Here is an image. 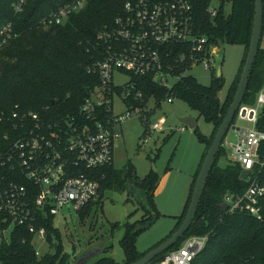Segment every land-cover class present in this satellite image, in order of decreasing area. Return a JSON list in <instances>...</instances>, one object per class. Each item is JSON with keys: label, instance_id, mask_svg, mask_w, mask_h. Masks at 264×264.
Returning a JSON list of instances; mask_svg holds the SVG:
<instances>
[{"label": "trees", "instance_id": "obj_1", "mask_svg": "<svg viewBox=\"0 0 264 264\" xmlns=\"http://www.w3.org/2000/svg\"><path fill=\"white\" fill-rule=\"evenodd\" d=\"M72 1L25 0L22 10L16 12L14 4L17 0H0V28L10 23L16 32V36L0 48V147L5 144L3 133L11 130L7 116L16 110L14 106L19 110L37 112L40 116L78 114L84 99L100 86L97 75L87 72V67L100 58L96 35L98 31L112 25L126 0H88L81 9L70 13L64 23H44L51 11ZM212 1L189 0L193 11L194 33L205 36L208 45L226 43L244 47L237 74L223 100L218 97L223 83L222 74L217 77L212 73L209 85H202L193 76L184 73L183 66H178L176 73L180 78L170 88L159 84L152 76L128 74L135 90L142 95L140 98L125 100L126 108L144 107L150 99L156 107L163 100L177 98L183 100L213 127L208 136L197 132L198 141L204 148L174 229L184 217L201 162L232 101L251 35L254 0H215V4L211 5ZM262 4L264 9V0ZM210 5L215 9V15H210ZM263 30L264 19L262 32ZM181 48V44L171 45L169 63L177 65L175 59ZM263 84L264 48L259 45L242 104L253 105ZM122 89L123 86L111 83L104 94H119ZM153 110L154 108L148 111L146 116ZM261 113L264 115V107ZM261 123L264 125V120ZM261 123H257L260 128ZM147 128L148 125L144 122V135L149 132ZM196 128L193 130L196 131ZM223 154L224 149L220 147L207 177L195 218L187 232L148 264H156L165 253L178 248L191 235L207 236L204 247L196 254L192 264H264V197L261 199V219H255L244 212L228 214L220 209L223 194L240 193L248 185V181L239 177L241 168L237 163L229 160L225 166L217 165L218 157ZM94 177L99 183L98 197L78 212L80 222L88 218L104 192L109 189L126 191L129 197L127 199L134 200L143 214L139 219H128L123 224L119 239L123 255L121 261L100 256L90 264H130L151 249L139 252L135 241L137 235L160 216L154 202L160 176L151 168L140 178L134 165L127 162L121 169L115 168L114 164L102 167L95 171ZM258 181L264 185V167ZM41 225L45 230V242L48 248H52V252L45 251L37 256L32 244L34 234L25 227H16L7 242L0 240V264H70V253L63 250L61 235L53 224L52 216L45 218ZM117 226V222L112 223L111 232ZM90 242L91 240L88 243ZM110 248L111 245L107 244L103 251Z\"/></svg>", "mask_w": 264, "mask_h": 264}, {"label": "built area", "instance_id": "obj_2", "mask_svg": "<svg viewBox=\"0 0 264 264\" xmlns=\"http://www.w3.org/2000/svg\"><path fill=\"white\" fill-rule=\"evenodd\" d=\"M87 1L73 0L58 7L46 16L44 23H64L70 13L81 9ZM24 3L25 0H17L15 11L20 12ZM208 11L215 15L212 6ZM193 27L189 0H126L112 25L96 35L100 58L87 67V72L97 75L100 86L84 99L78 114L40 116L14 106L16 110L7 116L11 130L3 133L5 144L0 147V234L9 231L8 237L0 240L7 242L14 228L25 227L34 234L33 239L39 236L45 241L41 225L45 218L52 216L54 224V217L62 208L78 216L81 209L96 200L99 183L94 174L113 164V146L122 137L121 123L129 117H144L153 109L147 103L144 107L126 108L123 113L113 112L114 98L125 106L128 98L142 95L135 90L128 74L152 76L170 88L173 83L169 80L180 78L176 73L178 66H183L185 73L202 63L203 69L215 73L217 46L208 45L207 38L195 34ZM15 36L12 24L3 25L0 48ZM173 44L183 45L175 59L177 65L168 62ZM116 73L126 75V83L115 84ZM111 83L123 89L119 94L106 90V96L105 89ZM263 107L264 84L255 103L241 104L234 116L248 120L252 126L233 127L237 141L229 144L230 160L241 170H249V174L245 179L248 185L242 192L223 194L221 203L226 205L228 214L244 212L255 219L262 217L264 185L258 177L264 167ZM259 122L262 128L257 126ZM147 129L163 132L164 126L154 121ZM180 131H184L183 126ZM225 144L222 140L221 147ZM206 240V235L188 236L156 264H192ZM35 254L41 255L37 249Z\"/></svg>", "mask_w": 264, "mask_h": 264}, {"label": "rangeland", "instance_id": "obj_3", "mask_svg": "<svg viewBox=\"0 0 264 264\" xmlns=\"http://www.w3.org/2000/svg\"><path fill=\"white\" fill-rule=\"evenodd\" d=\"M215 0L211 5L215 4ZM210 5V7H211ZM264 48V30L259 43ZM244 54V47L240 44H225L222 50V63L220 73L223 83L218 92V97L223 100L228 87L237 74L239 64ZM216 71V67L214 72ZM200 84L209 85L212 71L203 69L202 63L194 65L188 72ZM127 81L124 74H114L113 82L123 85ZM174 83V79L169 80ZM152 99L148 102V108H154ZM126 107L116 97L114 98L113 112L123 113ZM191 116L197 119L196 131L183 125L178 118ZM151 124L158 121L163 124L164 131H151L150 135H144V122ZM184 131H180V127ZM252 124L248 120L234 118L232 125L226 131L222 146L224 154L217 159V165L225 166L231 157L229 144L237 141V133L233 127L247 128ZM211 123L197 112L190 109L181 99L172 98L171 102L163 100L152 112L143 119L139 116L129 117L120 125L122 137L115 141L113 146V164L115 168L121 169L127 162H131L137 175L141 178L149 171L155 170L159 176V184L154 194V202L160 216L136 237L135 245L139 252L157 245L174 229L177 217L181 214L189 194L192 177L196 173L203 152V145L198 141L197 132L210 135ZM169 167L167 170L166 168ZM128 193L109 189L106 190L96 208L91 212L89 219L80 222L74 212H67L62 208L54 217V225L59 229L63 250L70 253V264L81 256L94 242L109 237L108 245L111 248L104 252L101 250L96 257L83 264H90L100 256H109L116 261L123 258L119 245V239L123 232V224L137 220L143 214L139 205L127 199ZM136 211V212H134ZM134 212L132 216L130 213ZM117 222L118 226L111 232V224ZM0 234L1 238H7L9 231ZM91 240L90 243H88ZM1 242V241H0ZM33 246L40 253L52 252L39 236L33 239Z\"/></svg>", "mask_w": 264, "mask_h": 264}, {"label": "water", "instance_id": "obj_4", "mask_svg": "<svg viewBox=\"0 0 264 264\" xmlns=\"http://www.w3.org/2000/svg\"><path fill=\"white\" fill-rule=\"evenodd\" d=\"M263 19H264V9H263L262 0H254L251 35H250L246 57L239 76V80L232 101L230 102L221 123L216 129L213 139L201 162L196 180L194 182L192 193L189 199L187 210L184 214L183 219L178 224V226L169 234V236H167L159 244L148 250L139 259H137L136 261L130 264H148L150 260L153 259L155 256L167 251L171 246H173L179 239L183 237V235L189 229L193 219L195 218L197 207L202 197L207 177L209 175L211 168L214 165L215 157L217 155L219 148L221 147V142L226 134V131L232 125V121L234 119L236 111L238 110L239 106L242 104L243 97L247 90L252 66L261 39ZM225 44L226 43H218L217 47L215 48V53H214L215 67H216L215 74L217 77L221 75L220 64L222 63V50ZM178 121L181 122L183 125L189 127L190 129L196 128L198 124L197 119L191 116L180 117L178 118ZM248 174H249V170L243 169L241 170L239 177L242 179H246L248 177ZM219 207L222 211L226 209V205L224 203H220ZM108 240L109 237H106L94 242L93 245H91L81 256L76 258L73 264H83L88 260H91L92 258L96 257L97 254L107 246Z\"/></svg>", "mask_w": 264, "mask_h": 264}, {"label": "flooded vegetation", "instance_id": "obj_5", "mask_svg": "<svg viewBox=\"0 0 264 264\" xmlns=\"http://www.w3.org/2000/svg\"><path fill=\"white\" fill-rule=\"evenodd\" d=\"M90 216H91V214L88 215V218L87 219H89ZM96 241H97V239H96Z\"/></svg>", "mask_w": 264, "mask_h": 264}]
</instances>
